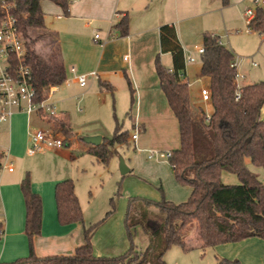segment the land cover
<instances>
[{
  "label": "trees",
  "instance_id": "trees-1",
  "mask_svg": "<svg viewBox=\"0 0 264 264\" xmlns=\"http://www.w3.org/2000/svg\"><path fill=\"white\" fill-rule=\"evenodd\" d=\"M50 1L59 6L65 17L70 16V0H0L9 7L16 18L23 36L28 60L33 69L36 100L48 98L51 86L63 85L67 73L59 46L54 45V34L48 32L45 13L41 3ZM228 0H223L225 6ZM254 33L264 37V8L256 9L251 21ZM114 31L128 36V20L115 25ZM49 36L54 50L42 56L34 45ZM161 54L172 56V73L156 58V71L160 86L169 106L179 123L181 146L171 152L168 158L175 179L181 186L192 188L188 201L175 204L165 199L151 201L138 197L130 198L125 224L130 238L132 230L141 228L150 240L145 251L138 252L134 245L123 257L107 259L94 254L93 237L114 214L113 208L100 222L84 227L85 243L76 249L73 256L39 257L34 250V238L41 234L43 200L34 192L30 174L27 172L21 182V191L26 205L25 234L29 241V255L10 263L0 264H167L165 254L173 247L188 252L194 249L187 242L189 232H194L199 249L206 250L218 245L238 243L249 238L264 240V184L247 166L251 164L264 168V121L261 110L264 106V81L242 86L236 85L235 55L223 45L218 36L203 35L204 54L201 57L202 76L209 81L210 103L213 111L210 121L206 112L195 110L191 101L188 84L182 79L186 63L184 49L177 30L172 24L159 29ZM131 91V108L134 105V91ZM102 91L112 94L114 88L100 82ZM238 90L240 93L239 98ZM131 117V112L128 113ZM71 128L60 121L59 132L66 145L70 144ZM144 132V130H143ZM130 132L115 118L113 137L104 138L99 146L91 147L88 153L104 165L117 155L118 148L129 147ZM0 152V160L4 158ZM238 177L239 184L227 185L223 173ZM55 200L59 224L66 226L83 222V213L76 194L74 180L66 179L57 183ZM112 205L114 201H111ZM159 212L160 224L152 225L150 215ZM4 233L0 223V240ZM219 264H240L238 261L222 260Z\"/></svg>",
  "mask_w": 264,
  "mask_h": 264
},
{
  "label": "crops",
  "instance_id": "crops-1",
  "mask_svg": "<svg viewBox=\"0 0 264 264\" xmlns=\"http://www.w3.org/2000/svg\"><path fill=\"white\" fill-rule=\"evenodd\" d=\"M228 1V5L225 6L223 0H72L69 17H64L62 9L56 4L43 1L41 3L43 12L51 9L55 15L51 28L47 27V30L54 34L53 43L59 46L67 73V80L64 83L66 84L65 96L57 100H63L62 103H65L71 99V85L79 86L82 90L80 93L82 99L97 95L99 100H103L107 105L109 95L115 97V94L120 93L123 110L125 107L128 108L127 117L131 112V117L128 119L133 130H144L145 134L147 130L152 132L161 127L166 130L172 141L180 140L178 120L161 89L156 71L155 61L161 54L159 29L165 24L174 25L185 57L195 58L194 62L186 63L185 75L182 79L189 86L193 106L211 114L212 105L207 104L201 96L202 88H209V84L205 85L207 78L201 73L202 61L199 66H196L197 60L202 57L198 53V48H203L205 33L218 36L221 41V37L217 31H213V28L219 25V21L226 24V20L230 17L228 9L244 2V0ZM125 18L128 20L129 33L128 36L123 37L118 31H114V27ZM200 32H203L201 45H193ZM96 34L99 35L98 40H95ZM259 36L264 41V37ZM160 59L164 67L172 69L173 61L170 54H161ZM236 65L238 70L237 62ZM73 68L75 72H72ZM91 72H97L98 77L90 76ZM82 74L88 75L85 87H81L77 81V77ZM242 76L244 80L245 75ZM242 79L239 80L242 82L241 86L250 85L244 84ZM100 82L111 85L115 92L112 94L102 91ZM129 82L134 91L132 108ZM199 83H201L200 89L193 91L192 88ZM62 88L61 85L60 90L52 97L62 93ZM204 105H206L205 108ZM105 113H108V110H105ZM30 116L17 113L11 121L0 125L7 126L10 136L16 135L17 141L26 142L28 132L31 130ZM36 116L52 128L54 127L58 133L60 121H64L72 130L70 119L65 113L57 114V117H53L54 119L37 114ZM109 119L107 116L105 121L96 122L87 128L85 134L106 138L104 126L107 129L113 128V122ZM261 119L264 121V106L261 110ZM71 132L70 144L76 139V134H73V130ZM134 134H130V140L134 142L136 154L133 159L134 167L129 168V173L150 183L149 190L155 200L160 201L164 195L166 200L175 204L184 203L190 198L192 188L177 183L170 164L159 160V158L164 160L165 158L160 156L150 158L151 155L156 154V149L151 155H146L148 136L138 135L137 140L134 141L132 140ZM77 136L79 137V134ZM18 144L19 142L16 144L12 139L8 147L0 149L8 162H11L9 156ZM77 145L81 144L77 142ZM85 145L83 149L87 152L93 147L87 143ZM62 149L52 151L70 157L72 160L75 159L72 152ZM246 163L249 167L251 161L247 159ZM226 173H223L222 179ZM14 174L15 169L13 172L3 171L0 175V223L3 224L4 229L0 240V263H10L29 255V241L25 234L26 205L21 191V182L25 176H14ZM66 179L72 178L68 175L56 174L42 182L32 180L34 192L41 195L43 200L41 234L34 238L35 253L42 258L73 256L76 249L85 243V226L82 227L79 223L63 226L58 221L55 187L57 183ZM76 194L78 196L77 187ZM95 235L92 240L93 248ZM199 246L200 244L195 241L194 249L185 252L180 248L183 254L175 252L174 256L181 260V264H206L207 255L214 264H219L222 260L238 261L240 264H264V240L260 238L218 245L208 248L210 252L207 249H199ZM173 248L165 254V259ZM190 253H193L192 263L189 262L191 261Z\"/></svg>",
  "mask_w": 264,
  "mask_h": 264
},
{
  "label": "rangeland",
  "instance_id": "rangeland-1",
  "mask_svg": "<svg viewBox=\"0 0 264 264\" xmlns=\"http://www.w3.org/2000/svg\"><path fill=\"white\" fill-rule=\"evenodd\" d=\"M248 8H255L254 0H244L241 5L230 7L228 9L230 17L226 20V24L219 21V25L213 28V31H217L222 43L235 55L238 72L240 75H245V79H242L243 83L254 84L264 81V41L261 40V37L257 33H253V35L246 33L248 22L245 17V12ZM46 11V27L51 28L55 15L51 12V9H47ZM201 33L203 32H200L196 36V41L193 45H201ZM33 48L36 53L45 57L55 49L49 36L43 37ZM253 63L256 65L253 66ZM200 64L201 59L199 58L196 66ZM208 83L209 81L207 79L205 85L208 86ZM240 85H242V82H240ZM65 86L66 84H63V92L56 94L55 97H51L49 102L54 104L57 114L65 113L69 117L73 134H76V139L71 144L66 145V140L60 132L58 133L54 127L52 128L34 114L30 116L31 130L28 132L26 142L22 140L17 141L16 135L14 137L10 136L7 126L0 125V149L8 147L12 139H14V143L16 144L19 142L9 156V161L13 162L15 169L14 176H25L28 172L31 180L34 179L36 182H42L46 178L54 177L56 174L68 175L74 179L83 213V222H79L80 226L89 227L100 222L115 208L114 214L110 216L95 235L94 252L98 257L118 259L125 256L132 245H134L138 252L145 251L150 244L148 236L138 227L132 230V238H130L126 228L125 219L129 201L130 198L134 197L155 202L158 200H155L151 196L152 194L148 186L150 183L148 181H144L133 173H128L125 176L121 174L120 158L124 159L128 168L132 169L134 167L133 159L136 154L134 142L132 141L129 147L118 148L117 155L110 160L108 165H104L99 163L92 154L83 149L86 146L83 138L88 137L85 131L96 122L105 121L108 116V119L110 118L109 121L113 122V130L107 129L106 126H104V129L106 128L105 137L110 139L113 137L114 121L116 118L124 125L125 129L130 131V134L137 133L141 137L148 136V140L146 141L148 145L147 156L151 155L155 151L154 149H156V153H171L174 151L173 149L177 150L181 146L180 140L172 141L166 130L161 127L154 129L152 132L147 130L145 134L143 131L133 130L127 117L128 108L125 107L123 110L121 106L120 93L115 94V97L109 95L107 105L103 100L100 101L97 95H90L87 99H82V96H80L82 90L79 86L71 85V99L62 103L63 100L58 101L57 98H63L65 96ZM200 87L201 83L196 84L192 89L193 91H197ZM206 103L211 104L210 101ZM205 107L206 105H204ZM105 110H108V113H105ZM50 118L54 119L53 117ZM38 130L53 131L57 137L64 140L65 147L62 150L72 152L75 159L72 160L70 157L52 150L37 153L35 157L31 158L28 155V148L30 147L29 133L31 134ZM77 134H79V137ZM77 142L81 145L78 146ZM159 160L169 163L168 158H165V160L159 158ZM6 162H8L7 158L1 161L3 166ZM249 168L264 184V168L254 166L251 163L249 164ZM3 171L6 170H2L0 175ZM223 181L227 185L240 183L238 177L231 173H226ZM112 200L114 201L113 205L111 203ZM151 211H154V215H150L152 219L151 223L154 226H158L161 223L159 212L152 209ZM187 242L190 246H194L195 235L193 231L189 232ZM207 250L210 252V249ZM175 252L180 255L183 254L179 247H174L167 255L168 258L165 261L169 264H181V260L175 258ZM190 254L189 259L191 261L189 262L192 263L193 253ZM205 263L214 264L209 255H207Z\"/></svg>",
  "mask_w": 264,
  "mask_h": 264
},
{
  "label": "built area",
  "instance_id": "built-area-1",
  "mask_svg": "<svg viewBox=\"0 0 264 264\" xmlns=\"http://www.w3.org/2000/svg\"><path fill=\"white\" fill-rule=\"evenodd\" d=\"M255 8H248L245 17L248 22L247 34L254 33L251 28V21L256 16L257 8H264V0H254ZM99 35H95V40ZM200 55L204 54V48H198ZM195 58L185 57V63L194 62ZM256 64L253 63V66ZM236 66V63L233 64ZM75 72V69H72ZM172 73V70L169 71ZM90 76L97 78V72H91ZM243 76L236 75V85L240 89V79ZM88 75L82 74L77 77L81 87L87 85ZM66 83V81H65ZM61 85L51 86L48 91V98L43 101L36 100V89L33 82V69L28 60V51L26 42L17 26V20L10 12L9 7L4 2H0V124L8 123L17 113H24L28 116L37 114L42 117H57L56 107L50 103V98L60 90ZM237 99L240 96L238 90ZM202 99L205 102L210 101L209 88H202ZM211 114L206 112V121H210ZM138 134L132 136V140H137ZM65 147L64 140L57 137L53 131L38 130L30 134V147L28 155L35 156L37 153L45 150H60ZM160 156L169 158L171 153H156L150 158ZM5 159V157L3 158ZM2 159V160H3ZM0 160V172L6 170L14 171L13 163L6 162L3 166Z\"/></svg>",
  "mask_w": 264,
  "mask_h": 264
},
{
  "label": "water",
  "instance_id": "water-1",
  "mask_svg": "<svg viewBox=\"0 0 264 264\" xmlns=\"http://www.w3.org/2000/svg\"><path fill=\"white\" fill-rule=\"evenodd\" d=\"M83 141L87 144L92 145L93 147H96L102 143L103 139L101 136H88L84 137ZM120 171L124 176L127 175L130 171L123 158H120Z\"/></svg>",
  "mask_w": 264,
  "mask_h": 264
}]
</instances>
